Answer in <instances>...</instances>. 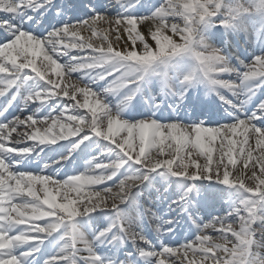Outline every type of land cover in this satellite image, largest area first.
I'll use <instances>...</instances> for the list:
<instances>
[{
  "label": "snow or ice",
  "instance_id": "1",
  "mask_svg": "<svg viewBox=\"0 0 264 264\" xmlns=\"http://www.w3.org/2000/svg\"><path fill=\"white\" fill-rule=\"evenodd\" d=\"M0 264H264V0H0Z\"/></svg>",
  "mask_w": 264,
  "mask_h": 264
},
{
  "label": "rangeland",
  "instance_id": "2",
  "mask_svg": "<svg viewBox=\"0 0 264 264\" xmlns=\"http://www.w3.org/2000/svg\"><path fill=\"white\" fill-rule=\"evenodd\" d=\"M82 111H84V110H82Z\"/></svg>",
  "mask_w": 264,
  "mask_h": 264
}]
</instances>
